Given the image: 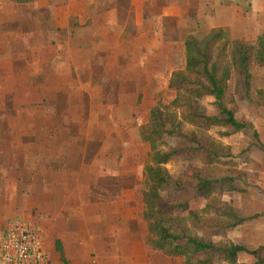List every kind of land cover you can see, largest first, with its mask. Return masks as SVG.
<instances>
[{
    "label": "rangeland",
    "instance_id": "rangeland-1",
    "mask_svg": "<svg viewBox=\"0 0 264 264\" xmlns=\"http://www.w3.org/2000/svg\"><path fill=\"white\" fill-rule=\"evenodd\" d=\"M78 1L82 2L79 7L74 8L72 3L71 10H64V17L69 13L70 20L67 24L62 22L57 30L53 8L67 6L69 0L30 3L0 0V174L5 175V165H63L64 156L48 161L40 159V154L49 135L57 137L54 147L58 151L64 148L70 135L76 139L71 150L77 154L78 167L102 165L106 169L100 174V187H93L89 192L109 196L123 192L130 196L134 215L125 224H132L143 239L139 247L141 259L150 258L153 264H183L181 258L167 257L147 243L153 235L143 218L142 192L146 189L145 168L150 163L151 149L142 142L140 130L148 124L155 106L162 107L165 119L171 117L175 125L181 123L180 111L171 105L177 93L169 90L168 84L173 72L186 69L185 38L188 35L199 38L222 28L231 40L255 44L264 34V0H136L133 5L131 0ZM85 2L90 3L89 11L84 7ZM107 6L118 8L120 26L114 31H118L121 39L136 38L139 22L142 34L143 31L151 33L139 41L124 44L117 42V34L103 42L85 43L83 39L89 36L106 38L108 31L102 17ZM159 30L163 36L158 38ZM69 34L71 38L75 36L73 41L68 38ZM149 41L154 46L146 48ZM84 49L94 53L93 57L81 56L79 52ZM251 72L250 93L247 94L242 78L234 72L229 94L237 120L252 124L253 129L225 137L220 133L231 130L205 131L184 126L185 132L196 131L199 137H207L228 148L232 157L215 165L199 153L176 158L167 166L174 183L162 193L166 204L184 206L189 212L204 210L208 201L198 196L195 180L185 174L189 167L208 169L214 165L209 168L213 174L235 177L240 189L218 194L222 202L241 217L264 212V152L261 150L264 106L258 97V92L264 90V67L254 64ZM44 79L51 82L48 87H53L54 81L61 88H44ZM213 101L204 98L200 102L209 116L218 115ZM165 142L168 147L188 145L186 140L177 138L166 137ZM32 170L37 175L36 167ZM84 172L83 176L94 174L87 168ZM4 182L1 188L10 187L15 193L11 206L7 207V217L0 219V235L18 222L34 226L26 218L28 210L24 212L21 208V196L26 194L27 184L21 180ZM184 217L192 233L207 235L216 244L233 242L254 250L264 243V216L228 231L226 237L213 236L214 230L203 229L198 224L193 226L187 213ZM254 262L247 254H241L238 259V264ZM140 264L146 263L141 260ZM215 264L227 263L216 261Z\"/></svg>",
    "mask_w": 264,
    "mask_h": 264
},
{
    "label": "trees",
    "instance_id": "trees-1",
    "mask_svg": "<svg viewBox=\"0 0 264 264\" xmlns=\"http://www.w3.org/2000/svg\"><path fill=\"white\" fill-rule=\"evenodd\" d=\"M10 1L30 3L33 0ZM184 46L186 69L173 72L168 84L169 90L177 93L171 105L180 111L181 123L175 125L171 117L170 120L165 119L162 107L155 106L150 112L148 124L140 130L142 142L150 145L151 149L150 163L145 168L146 189L142 192L143 218L153 235V239H148L147 243L167 257L181 258L183 264H215L216 261L238 264L241 254L252 256L255 259L253 264H264V243L254 250L233 242L216 244L206 238L207 235L192 233L186 225L185 213L193 226L198 224L203 229L214 230L213 236L226 237L228 231L263 217L264 212L241 217L217 197L224 192L240 190L235 177H221L209 169L215 164H223V159L232 157L231 151L207 137H199L196 131L188 133L183 130L184 126L205 131L212 128L231 130L230 133H220L226 137L253 129L252 124L237 120L229 94V82L235 72L242 78L247 94L250 93L252 66L264 67V34L255 44H246L229 39L222 28H215L199 38L188 35ZM258 97L264 106V90L258 92ZM204 98L214 100L218 115L209 116L206 113L200 104ZM166 137L184 139L188 145L184 148L168 147ZM261 150L264 152V146H261ZM196 153L214 165L208 169L189 167L185 174L188 179L195 180L198 196L208 201L204 210L189 212L184 206L166 204L162 193L174 183L167 166L180 156ZM215 212L216 215L210 216ZM56 249L61 262L66 263L60 242L56 243Z\"/></svg>",
    "mask_w": 264,
    "mask_h": 264
},
{
    "label": "crops",
    "instance_id": "crops-1",
    "mask_svg": "<svg viewBox=\"0 0 264 264\" xmlns=\"http://www.w3.org/2000/svg\"><path fill=\"white\" fill-rule=\"evenodd\" d=\"M134 1L136 0H131V5ZM72 3L74 8L76 5L79 7L82 4L78 0H69L67 6L59 5L53 8L57 30L61 27L62 22L67 24V20H70L71 15L68 13V17L65 18L63 13L64 10H71ZM88 5L90 3L85 2L84 7L87 11H89ZM104 10L106 12L103 14L102 24L105 23L104 26L108 31L105 32L106 38L103 35H98L95 38L89 36L83 39L85 43L89 41L103 42L108 39V36L117 34L119 35L117 42L124 44L126 41H139L144 35L147 37L151 33L143 31L144 34H142V25L138 21L136 38L121 39L118 31L116 33L114 31L115 27L120 26L118 8L107 6ZM84 25L80 24V26ZM156 35L158 38L163 36V31H157ZM71 37L69 34L68 38ZM74 37L71 38V41L74 40ZM78 40L81 42L80 39ZM149 43L150 41L146 48L154 46ZM79 54L81 56L86 54L85 58L89 59L94 55L86 49L80 51ZM133 56L128 55L127 57L133 59ZM42 82L44 88H61L60 85H55L54 81V86L48 87L51 83L48 79H44ZM56 138L54 134L48 136L44 147H42L40 159L50 161L55 157L64 156L63 165L59 163L56 165H50V163L46 165H5V175L0 174V219L7 217V207L11 206L13 193H15L14 189L10 187L2 189L1 186L5 185V180H8L9 183H12V180L16 183L17 180H21L28 186V190H25L26 194L21 196L23 203L21 208H24V212L28 210L25 213L27 220L32 221L36 225L34 226L41 231L52 264H140L141 260L143 263L153 264L150 258L141 259L140 257L139 247L143 243L140 233L132 224H125V220L132 219L134 215L130 196H126L123 192L111 196L91 194L89 192L91 188L100 187L99 180L102 179L100 174L106 169H103L102 165L98 168L96 165H79L78 167L76 165L77 154L73 149L71 150L75 146L76 139L68 135L64 148L58 151L54 147L57 142ZM33 166L36 167L37 175L35 176L32 174ZM86 168L93 171L94 174L83 176ZM57 242H60L63 247L66 263L60 260L56 249Z\"/></svg>",
    "mask_w": 264,
    "mask_h": 264
},
{
    "label": "built area",
    "instance_id": "built-area-1",
    "mask_svg": "<svg viewBox=\"0 0 264 264\" xmlns=\"http://www.w3.org/2000/svg\"><path fill=\"white\" fill-rule=\"evenodd\" d=\"M2 264H52L41 231L28 222H18L0 235Z\"/></svg>",
    "mask_w": 264,
    "mask_h": 264
}]
</instances>
